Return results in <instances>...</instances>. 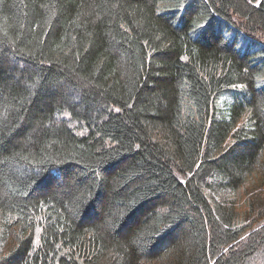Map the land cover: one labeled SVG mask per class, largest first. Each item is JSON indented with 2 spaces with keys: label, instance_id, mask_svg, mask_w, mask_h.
Segmentation results:
<instances>
[{
  "label": "trees",
  "instance_id": "1",
  "mask_svg": "<svg viewBox=\"0 0 264 264\" xmlns=\"http://www.w3.org/2000/svg\"><path fill=\"white\" fill-rule=\"evenodd\" d=\"M263 156L264 0H0V264H264Z\"/></svg>",
  "mask_w": 264,
  "mask_h": 264
},
{
  "label": "rangeland",
  "instance_id": "2",
  "mask_svg": "<svg viewBox=\"0 0 264 264\" xmlns=\"http://www.w3.org/2000/svg\"><path fill=\"white\" fill-rule=\"evenodd\" d=\"M262 160H264V156H263V159ZM260 171H261V168H260ZM261 181H262V178L258 175V177H256V179L255 180H252V181H249L247 184H246V187H250L251 189L253 188V187H257L260 183H261ZM254 195H256V196H262L263 197V203H262V205L264 206V187H262V189H259V190H256L255 191V194ZM244 198V196L243 195H241V199H243ZM243 201H244V199H243ZM243 201H241V204H242V202ZM251 202H253V201H251ZM254 203V202H253ZM255 204V203H254ZM245 206H248V203H246V205ZM245 206H243V204L241 205V207L239 208V211H246V212H249V216H251L252 215V212L250 211V209H249V206L248 207H245ZM260 208H261V214H262V218H264V207H262V206H260ZM246 238V237H245ZM244 240V239H243ZM242 240V241H243ZM264 253V251L263 252H257L256 253V255L255 256H253V260L254 259H256V258H258L259 256H261V254H263Z\"/></svg>",
  "mask_w": 264,
  "mask_h": 264
},
{
  "label": "bare ground",
  "instance_id": "3",
  "mask_svg": "<svg viewBox=\"0 0 264 264\" xmlns=\"http://www.w3.org/2000/svg\"><path fill=\"white\" fill-rule=\"evenodd\" d=\"M191 106V105H190Z\"/></svg>",
  "mask_w": 264,
  "mask_h": 264
}]
</instances>
